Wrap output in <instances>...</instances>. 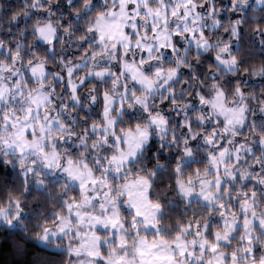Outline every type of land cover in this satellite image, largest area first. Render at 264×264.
<instances>
[{
  "label": "clouds",
  "instance_id": "clouds-1",
  "mask_svg": "<svg viewBox=\"0 0 264 264\" xmlns=\"http://www.w3.org/2000/svg\"><path fill=\"white\" fill-rule=\"evenodd\" d=\"M0 264H264V0H0Z\"/></svg>",
  "mask_w": 264,
  "mask_h": 264
}]
</instances>
